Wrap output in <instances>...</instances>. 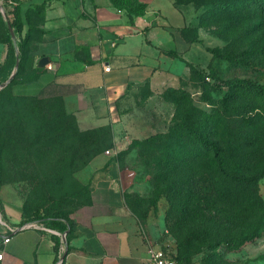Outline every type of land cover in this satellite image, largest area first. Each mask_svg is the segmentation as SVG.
I'll return each instance as SVG.
<instances>
[{"label": "rangeland", "instance_id": "374dc122", "mask_svg": "<svg viewBox=\"0 0 264 264\" xmlns=\"http://www.w3.org/2000/svg\"><path fill=\"white\" fill-rule=\"evenodd\" d=\"M13 1L22 4L21 0ZM178 1L181 7L190 10L189 17L195 21L196 28H201L203 43L197 45L196 70L155 99L158 112L149 117L157 123L156 128L141 129L147 133H141L139 139L131 140L128 145L123 143L124 150L117 154H113L116 150L113 130L110 137L88 147L111 151L119 159L126 212L136 217L146 232L151 220L160 235L170 238L173 244L163 245L165 249L180 251L172 229L176 226L188 240L182 252L189 264H264V177L253 187L216 181L215 200L207 207L205 216L190 206L187 222L182 221L186 215H182L177 187L185 194L192 191L197 186L192 172L171 166L167 180H153L154 161L165 164L171 150L191 140L190 129H198L219 140L233 173L253 175L264 171L261 100L239 91L229 109L223 104L226 97L236 93L232 84H228L231 81L248 80L264 85V52L261 51L264 28L255 32L257 21L242 22L240 16L245 14L246 8L242 4L232 5L234 0ZM247 11L253 12L252 4L247 5ZM6 27L10 29L7 16L0 14V124L5 136L0 191L4 215L0 212V230L4 231L13 218L21 222L56 211L63 213L70 226L88 207L87 194L82 190L84 184L76 177L86 153L82 150L85 139L81 134H96H88L89 142L101 137L105 127L110 125L82 129L62 98L14 96L9 85L17 75L20 59L17 65L18 58L14 61L9 51ZM10 34L18 56L17 45L23 39L22 34L12 28ZM207 47L212 50L211 54ZM26 90L24 86L16 87L17 92ZM248 118L253 128L245 126ZM179 133L182 138L178 137ZM160 134L168 136L151 143L134 144ZM126 150L127 154L123 155ZM177 155L188 157L191 152ZM203 177L198 180L199 187ZM245 234H250L251 238L238 246L213 247L216 240L238 239ZM67 238L60 242L63 247ZM2 240L0 238V253L4 258L0 264H5L6 244Z\"/></svg>", "mask_w": 264, "mask_h": 264}, {"label": "crops", "instance_id": "0c3cea01", "mask_svg": "<svg viewBox=\"0 0 264 264\" xmlns=\"http://www.w3.org/2000/svg\"><path fill=\"white\" fill-rule=\"evenodd\" d=\"M138 1L146 4V11L131 23L127 12L117 10L111 0H21L23 11L42 9L45 19L34 18L37 30L23 71L32 78L15 84L13 92L31 97L60 94L82 129L112 127L113 154L147 133L141 129L158 126L149 117L158 112L155 99L190 76L191 66L197 67V45L203 43L190 10L176 0ZM184 28L199 41L185 38ZM43 57L49 63L40 68ZM17 86L28 90L17 92ZM113 154L103 152L76 172L78 180L90 186L88 207L65 233L43 224L19 230V218L0 230L3 238H10L4 243L5 264H55L60 253L62 264H147L152 248L173 244L151 220L147 233L126 212ZM56 235L61 243L68 237L59 250L52 237Z\"/></svg>", "mask_w": 264, "mask_h": 264}, {"label": "trees", "instance_id": "16d2710c", "mask_svg": "<svg viewBox=\"0 0 264 264\" xmlns=\"http://www.w3.org/2000/svg\"><path fill=\"white\" fill-rule=\"evenodd\" d=\"M111 1L113 6L117 10H125L127 12L131 23H133L134 18L143 16L145 14L147 7L145 3L139 2L138 0H111ZM176 3L178 5L182 4L181 1L179 2L178 0H176ZM241 4L246 8L245 14L240 16L241 21L243 22L244 20L253 19L257 21V26L253 29V31L256 32L262 30L264 28V0H234L232 5L239 7V5ZM248 4H252L253 12L247 11ZM7 8L8 6L6 7L7 10L6 16L9 21L10 27L14 29L16 33L22 34L23 37L21 42L17 45L19 55L16 56L15 55L16 46L11 40L12 36L10 34V29L6 27V36H7V43L9 45V51L11 52L14 61L17 58L20 59V64L18 67V71L16 73L17 75L14 78V80H12V82L10 83L9 90L16 97H22V98L31 97V96H23V95L15 94L12 90V87L19 82L22 83L28 82L32 78L29 76L24 77L23 75V71L26 68V62H27L26 56L28 53L29 41L34 36L37 30V26L34 23V18L39 17L40 20L43 22L45 17L44 14L42 13V9H38V8H28L27 10L23 11L22 6L20 4H16L12 10H8ZM0 14L3 15L1 11ZM197 30L198 28H195V32H197ZM181 32L185 38L189 37L193 41L194 40L199 41L197 34H195L194 36L188 34L189 29L184 28L181 30ZM208 51L212 53V50L210 48L208 49ZM261 51L264 52V47H262ZM36 70L41 71L42 69L36 68ZM195 70L196 67L191 66V72ZM228 84L229 85L232 84L234 90L236 89V93H232V95L224 99L223 104L225 109L230 108V102L233 99H237V94L240 93L239 91H241L243 94L251 95L253 97L259 98L264 108V85L256 84L248 80L231 81ZM50 97L52 98L54 97L56 99L57 98L63 99V97L58 96V94ZM33 98H35V96ZM249 120L250 118L246 120V124H245V126L248 129L254 127V125L250 123L251 120L250 121ZM173 129H175V127ZM111 131L112 128L110 126H106L105 132L101 135V137L97 136L95 139L89 140V142L86 140V137H88V134H93V133L82 132L81 135L85 139L82 142L83 143L82 150H86L85 151L86 153H84L83 155L82 165L78 170L87 166V164L94 157L103 153L104 150L101 148H91L88 146L98 145L101 142L102 138L104 137L107 138L109 134L112 133ZM93 135L96 136V134ZM167 136L168 135L166 134L150 136L143 141H135L134 144L142 145L143 143H151L154 140H157L158 138H166ZM178 137L182 138V134L179 133ZM189 137L191 138V140L188 143L183 144L182 146L178 145L177 148L179 149L176 148L177 150H171L166 155L165 164H161L157 161H154L153 163V168L155 172V175H153L154 181L167 180L169 169L171 166H174L175 169L181 168L183 170H188L189 172H192V180L195 182V184H197V186L193 188V190L190 191L188 194H185L180 187H177L178 198L182 201L181 203L183 208L182 215L183 216L186 215L185 217H182L183 222H187L189 220V218L187 217L188 215L187 211H189L192 208L190 206H193L195 209H198L201 212L200 214L202 216H205V213L207 212V207L211 206L212 205L211 201L215 200L213 189L215 188L216 181H225L227 183H231L235 185L253 187L256 184V182H258L261 178L264 177V171L253 175H247L245 173L244 174L233 173L228 167V159L225 157V149L222 147L219 140L212 139L210 136L199 131L198 129H190ZM4 149H5V136L0 124V191L3 185ZM181 152L184 155L187 152H191V155L188 157L181 156L182 157L181 160V157H178L179 155H177ZM122 154L123 155L127 154V150L123 151ZM172 159H175L174 162H172L173 161ZM117 161H119V159ZM203 168H205L204 169L205 171H202ZM140 173L143 172L141 171ZM202 177L204 178L203 184L201 185V187H199L198 180H200ZM209 178L211 179V181L209 180ZM172 188L175 187L173 186ZM82 190L84 193L87 194V201H88V197L90 194V186L84 185ZM165 190L167 189L165 188ZM184 205H189V206H184ZM199 206L200 208H197ZM0 212L2 215H4V211L1 206H0ZM29 223L43 224L45 227L56 229L61 233H65L67 229L70 227L67 224L63 213H61L60 211H56L54 213L52 212V214H47L42 217H37L36 219L23 220L18 224V226L21 227ZM172 229L174 230V236L178 241V249H180L179 253L173 250V252L175 253V259L177 260L178 264H189L187 256L184 255L182 252L183 249H185V242H187L188 240L186 239L185 235L177 231L176 226L172 227ZM52 237L57 245V250H59V247L61 246L59 237L57 236H52ZM0 238L3 239V235H0ZM249 238H251V235L245 234L244 236L238 239H227V240L220 239L215 241L213 247H219L221 245L234 247V246H238L244 240H247Z\"/></svg>", "mask_w": 264, "mask_h": 264}, {"label": "built area", "instance_id": "2783aa9c", "mask_svg": "<svg viewBox=\"0 0 264 264\" xmlns=\"http://www.w3.org/2000/svg\"><path fill=\"white\" fill-rule=\"evenodd\" d=\"M16 3L13 0H0V11L6 16L8 6L9 9H13ZM4 12V13H3ZM105 71H110V67L106 66ZM27 228H44L39 223H29L19 227V230L27 229ZM9 231L14 232L15 229L9 228ZM10 238L8 236L3 238V243H8ZM4 257L3 253H0V260ZM55 264H62V253L59 254L58 260ZM147 264H178L175 259V253L168 248L165 247H154L150 250L149 258L147 260Z\"/></svg>", "mask_w": 264, "mask_h": 264}, {"label": "water", "instance_id": "95a60500", "mask_svg": "<svg viewBox=\"0 0 264 264\" xmlns=\"http://www.w3.org/2000/svg\"><path fill=\"white\" fill-rule=\"evenodd\" d=\"M4 13V12H3ZM11 29V27H10ZM12 36H14V33H12ZM19 63V58H18V61H17V65ZM49 63V58L48 57H43L42 59H40L39 63H38V67L40 68H43L45 67L47 64ZM64 238H65V235H64ZM63 259V257H62Z\"/></svg>", "mask_w": 264, "mask_h": 264}]
</instances>
